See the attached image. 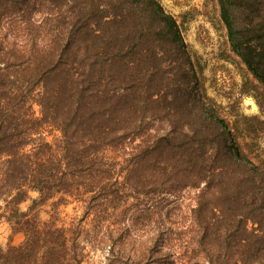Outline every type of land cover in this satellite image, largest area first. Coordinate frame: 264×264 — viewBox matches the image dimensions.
<instances>
[{"label": "trees", "instance_id": "1", "mask_svg": "<svg viewBox=\"0 0 264 264\" xmlns=\"http://www.w3.org/2000/svg\"><path fill=\"white\" fill-rule=\"evenodd\" d=\"M218 5L264 88V0ZM217 108L158 0H0V264H264V159Z\"/></svg>", "mask_w": 264, "mask_h": 264}, {"label": "rangeland", "instance_id": "2", "mask_svg": "<svg viewBox=\"0 0 264 264\" xmlns=\"http://www.w3.org/2000/svg\"><path fill=\"white\" fill-rule=\"evenodd\" d=\"M158 1L176 19L192 63L219 114L236 128L239 140L251 147L252 155L264 159V88L231 49L218 0ZM27 204L24 202L22 207ZM72 206L73 203L63 206L61 216H70ZM8 236V228L1 225L0 245ZM84 264L105 263L102 256L92 253Z\"/></svg>", "mask_w": 264, "mask_h": 264}]
</instances>
